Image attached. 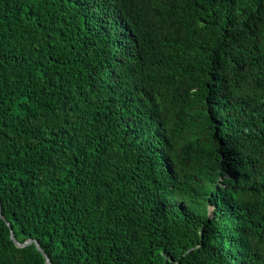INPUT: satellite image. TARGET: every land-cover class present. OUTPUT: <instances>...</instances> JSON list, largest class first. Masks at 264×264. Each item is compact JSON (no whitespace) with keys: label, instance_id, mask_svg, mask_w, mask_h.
I'll list each match as a JSON object with an SVG mask.
<instances>
[{"label":"trees","instance_id":"trees-1","mask_svg":"<svg viewBox=\"0 0 264 264\" xmlns=\"http://www.w3.org/2000/svg\"><path fill=\"white\" fill-rule=\"evenodd\" d=\"M0 203L52 264H264V0H0Z\"/></svg>","mask_w":264,"mask_h":264},{"label":"water","instance_id":"water-1","mask_svg":"<svg viewBox=\"0 0 264 264\" xmlns=\"http://www.w3.org/2000/svg\"><path fill=\"white\" fill-rule=\"evenodd\" d=\"M0 216L1 218L6 222L7 226L10 229V235H11V240L15 243V245L17 247L23 248V247H27L30 246L32 244H35L37 249L43 254V256L46 259V264H52V260L49 257V255L44 251L43 247L41 246L40 242L37 239L34 238H28L27 240L21 242L19 241L16 236H15V232L13 230L12 224L6 219V217L4 216L3 212H2V206L0 203Z\"/></svg>","mask_w":264,"mask_h":264}]
</instances>
